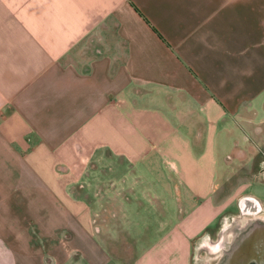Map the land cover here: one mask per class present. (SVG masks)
<instances>
[{
	"label": "crops",
	"instance_id": "1",
	"mask_svg": "<svg viewBox=\"0 0 264 264\" xmlns=\"http://www.w3.org/2000/svg\"><path fill=\"white\" fill-rule=\"evenodd\" d=\"M0 7V264H200L247 228L212 199L264 147V0Z\"/></svg>",
	"mask_w": 264,
	"mask_h": 264
},
{
	"label": "rangeland",
	"instance_id": "2",
	"mask_svg": "<svg viewBox=\"0 0 264 264\" xmlns=\"http://www.w3.org/2000/svg\"><path fill=\"white\" fill-rule=\"evenodd\" d=\"M261 116L255 117L257 118V121H260ZM259 125H256V127L258 128ZM247 138L252 147L251 150H249V152L252 153V155L255 158L248 162V166L246 168L239 167V168L230 169L227 173L224 174V176H222L223 179L217 182V186H218L217 194L213 195L212 200L214 203L215 200H221L222 202L221 204L226 205L224 212L219 217L218 220L219 222H221L222 220L226 221L228 218L231 221H235L238 218V216H240L241 200L243 199V197L253 195L257 199L264 201V183L260 182L262 181V178L256 177L257 180L259 179L260 181H255V182L253 181V177L255 178L254 174H256L257 171L261 168L260 164L263 160L262 158L263 157L262 154L264 153L263 140L258 139L257 137L254 136L251 137V135H247ZM249 152L247 151V153ZM215 224L212 227H214ZM151 231H153V229H151ZM146 232L149 233L150 231L146 230ZM225 234H228L227 230L224 231V235ZM227 240L228 238L226 236L225 239L223 240V244L226 243ZM112 248L114 250L117 249L116 246ZM121 248H122L123 256L128 257L129 260L132 254L130 245H126V246L122 245ZM213 248L214 246L211 247L209 246L207 247V250L210 251L213 250ZM259 252H262V250L260 249ZM215 254L216 256H218L219 251L218 253ZM219 261L220 260L217 257H201L200 264H218Z\"/></svg>",
	"mask_w": 264,
	"mask_h": 264
},
{
	"label": "water",
	"instance_id": "3",
	"mask_svg": "<svg viewBox=\"0 0 264 264\" xmlns=\"http://www.w3.org/2000/svg\"><path fill=\"white\" fill-rule=\"evenodd\" d=\"M242 203L252 206L248 210L241 209L240 216L232 224H245L247 228L237 231L233 241L230 238L223 244L226 235H230L225 234L220 245L213 248L214 254L219 251L218 264H264V210L252 197H243ZM260 249L262 252H259Z\"/></svg>",
	"mask_w": 264,
	"mask_h": 264
},
{
	"label": "flooded vegetation",
	"instance_id": "4",
	"mask_svg": "<svg viewBox=\"0 0 264 264\" xmlns=\"http://www.w3.org/2000/svg\"><path fill=\"white\" fill-rule=\"evenodd\" d=\"M251 206H252L251 204H243L242 203L240 209H242V210H248ZM262 257H264V255Z\"/></svg>",
	"mask_w": 264,
	"mask_h": 264
}]
</instances>
